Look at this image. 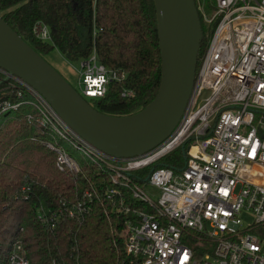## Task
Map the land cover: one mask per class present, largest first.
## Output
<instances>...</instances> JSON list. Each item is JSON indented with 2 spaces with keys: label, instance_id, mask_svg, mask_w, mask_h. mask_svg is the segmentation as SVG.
Returning <instances> with one entry per match:
<instances>
[{
  "label": "built area",
  "instance_id": "built-area-1",
  "mask_svg": "<svg viewBox=\"0 0 264 264\" xmlns=\"http://www.w3.org/2000/svg\"><path fill=\"white\" fill-rule=\"evenodd\" d=\"M208 9L197 6L212 31L184 113L171 135L141 156L116 159L91 146L37 91L0 68V93L12 89L19 100L2 102L1 112L33 107L35 122L52 135L46 147L56 155L57 170L82 173L71 151L101 171L102 194L91 186L68 206H38L37 219L50 230L60 217L82 220L102 197L121 219L130 264H264V0H214ZM33 32L50 41L45 25ZM77 62L84 99L103 98L110 84L125 80L95 52ZM180 147L181 168L158 166ZM5 264H30L19 243Z\"/></svg>",
  "mask_w": 264,
  "mask_h": 264
},
{
  "label": "trees",
  "instance_id": "trees-1",
  "mask_svg": "<svg viewBox=\"0 0 264 264\" xmlns=\"http://www.w3.org/2000/svg\"><path fill=\"white\" fill-rule=\"evenodd\" d=\"M203 1L205 8L214 4ZM0 18L40 56L57 50L67 61L77 62L95 52L104 67L123 72V82L110 84L103 98L88 102L103 115H133L156 95L161 70L153 0H0ZM36 24L48 28L50 41L36 38ZM201 26L196 67L212 31L202 21ZM125 90L134 97L122 98ZM4 101L19 102L12 89L0 93V104ZM36 117L27 104L0 110V264L6 263L15 243L30 264H130L123 224L105 198L96 200L82 220L60 217L52 230L37 219L39 205L55 210L77 202L82 189L98 186L102 191L101 171L69 150L82 173L57 170L56 155L46 147L52 135ZM184 155L180 147L158 166L178 170Z\"/></svg>",
  "mask_w": 264,
  "mask_h": 264
},
{
  "label": "water",
  "instance_id": "water-1",
  "mask_svg": "<svg viewBox=\"0 0 264 264\" xmlns=\"http://www.w3.org/2000/svg\"><path fill=\"white\" fill-rule=\"evenodd\" d=\"M161 77L137 113L103 115L0 18V68L35 91L80 138L116 159L141 156L164 142L188 103L202 40L195 0H153ZM2 82H0L1 84Z\"/></svg>",
  "mask_w": 264,
  "mask_h": 264
},
{
  "label": "rangeland",
  "instance_id": "rangeland-1",
  "mask_svg": "<svg viewBox=\"0 0 264 264\" xmlns=\"http://www.w3.org/2000/svg\"><path fill=\"white\" fill-rule=\"evenodd\" d=\"M196 6H203L205 9V3L203 0H195ZM208 6V5H207ZM206 12L209 14L210 10L206 8ZM53 69H55L77 92H78V72L79 63L67 61L57 50H53L45 55L41 56ZM90 102V99H85ZM146 191L150 194L154 193V190L150 187H145Z\"/></svg>",
  "mask_w": 264,
  "mask_h": 264
}]
</instances>
